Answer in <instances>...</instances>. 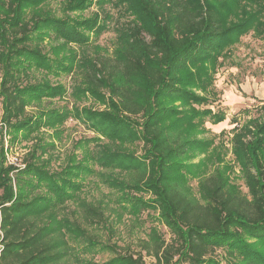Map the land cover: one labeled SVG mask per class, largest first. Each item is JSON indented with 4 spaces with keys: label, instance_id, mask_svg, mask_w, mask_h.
Masks as SVG:
<instances>
[{
    "label": "trees",
    "instance_id": "trees-1",
    "mask_svg": "<svg viewBox=\"0 0 264 264\" xmlns=\"http://www.w3.org/2000/svg\"><path fill=\"white\" fill-rule=\"evenodd\" d=\"M47 2L0 0V264H144L142 255L116 254L97 263L72 251L67 239L95 248L83 225L104 223L102 205L80 197L94 175L121 191L117 198L129 212L155 203L172 236L167 243L152 233L144 243L158 263L264 264V104L257 117L232 130L246 194L232 183L225 155L201 138L205 119L218 124L224 113L194 107L212 103L214 75L231 47L250 32L264 40V0H64L66 14L83 13L95 3L102 12L111 4L131 18L116 29L114 57L93 58H78L68 45L86 47L90 34L107 31L112 16L100 11L61 18L41 11ZM46 39L55 43L50 53L43 47ZM75 72L73 98L91 97L106 109L42 106L28 114L29 107L65 96V85L52 77ZM70 116L98 135L77 141L81 157L74 152L53 170L56 146L41 133L23 166L9 163L10 146L42 129L60 139ZM137 142L141 156L129 147ZM201 153H212L211 174L202 173L208 159L184 165ZM117 169H133V184ZM187 174L201 178L202 201L183 188ZM71 202L79 211L69 216Z\"/></svg>",
    "mask_w": 264,
    "mask_h": 264
},
{
    "label": "rangeland",
    "instance_id": "rangeland-1",
    "mask_svg": "<svg viewBox=\"0 0 264 264\" xmlns=\"http://www.w3.org/2000/svg\"><path fill=\"white\" fill-rule=\"evenodd\" d=\"M63 2L64 0H48L47 3L42 5L41 11H51L53 15L61 18L67 15L70 17H77L78 15L91 17L94 13L101 11L94 3L90 9L83 13L70 12L66 14L62 8ZM102 13H108L112 16L107 31L99 36L90 34L89 43L86 47H80L75 43L68 45V49L76 53L78 58L82 55L93 58L99 53L103 57H114L116 48L118 47L116 29L131 18L122 11H118L111 4H105ZM43 45L45 51L50 53L55 43L51 39H46ZM64 55H69V51H66ZM76 75L77 72L70 75H62V77H52L51 79L54 84L62 83L65 85V96L53 100H45L40 106L29 107L27 110L28 114L31 116L35 115L42 106L49 109L68 107L72 110L74 106L79 105L80 108L86 107L93 110L106 109V106L100 104L94 98H84L79 102L73 98L71 94L76 85ZM214 93L215 95L210 98L212 103L194 104V107L201 111L211 109L214 113H224L225 121L214 124L209 119H205L203 125L204 135L201 138L213 141L212 149L216 150L220 157L225 155L226 163L233 167V172L231 173L232 183L238 185L240 190L246 194L247 189L244 181L241 179L240 167L232 152L231 139L234 135L232 130L235 126H243L251 119L257 117L258 107L264 104V40L262 38L250 32L229 49L222 65L214 75ZM198 94L201 93L198 92ZM1 115L2 106L0 102V118ZM60 128L64 130L60 139L49 138L53 130L42 129L40 132L33 133L30 140L18 142L14 146H10L8 154L17 157L20 165L23 166L22 163L30 147L43 133L47 141L55 143L56 149L53 151L54 158L52 159L51 168L59 170L61 165L67 161V157L70 154L75 152L81 157L82 150L80 148L76 149L75 146L77 141L98 136L85 123L72 116ZM105 142L107 143L108 141L105 140ZM5 145V149H8L7 138ZM129 147L133 149L136 156L142 155L140 142L129 145ZM211 155L212 153H201L185 162L184 165L198 164L203 159H208V165L202 170V173L211 174L215 169V166H212L211 163ZM133 171V169L123 171L117 169L116 173L125 183L133 184L135 176ZM96 176L88 178L80 197L89 204L102 205L105 213L104 223L94 227L83 225L86 237L95 244V248L90 251L85 245L78 246L67 239L68 243L74 246L72 251L75 250L82 257H88L97 263L111 260L115 258L116 254H126L135 255V257L142 255L144 264H160L152 255L147 254L144 250V243L152 240V233H157L167 243L172 240V236L166 224L160 219V210L153 209L155 205L154 202H151L153 201V197L144 192L133 191L135 197L141 196L146 201L151 202L153 206L147 209L142 208L138 213L129 212L117 198L121 191H115L104 183L100 177ZM200 181V177L187 174L186 182L183 186L186 192L198 201H202L199 188ZM77 206L78 203L76 202L68 204L69 216L75 209L79 211V207ZM78 219L80 220L79 214ZM83 240L86 241V239ZM112 247H115L116 252L112 250ZM217 255H220V251L217 252Z\"/></svg>",
    "mask_w": 264,
    "mask_h": 264
},
{
    "label": "built area",
    "instance_id": "built-area-1",
    "mask_svg": "<svg viewBox=\"0 0 264 264\" xmlns=\"http://www.w3.org/2000/svg\"><path fill=\"white\" fill-rule=\"evenodd\" d=\"M8 160H9L10 164H13L15 166H21L20 163H19V159L17 157H15V156H10L8 154Z\"/></svg>",
    "mask_w": 264,
    "mask_h": 264
}]
</instances>
